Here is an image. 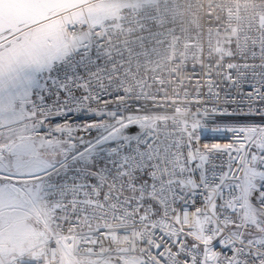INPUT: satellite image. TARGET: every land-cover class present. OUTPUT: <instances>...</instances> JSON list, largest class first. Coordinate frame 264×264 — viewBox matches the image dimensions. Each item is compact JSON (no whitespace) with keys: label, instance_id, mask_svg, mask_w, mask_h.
<instances>
[{"label":"snow or ice","instance_id":"snow-or-ice-1","mask_svg":"<svg viewBox=\"0 0 264 264\" xmlns=\"http://www.w3.org/2000/svg\"><path fill=\"white\" fill-rule=\"evenodd\" d=\"M192 0H0V264H264V15Z\"/></svg>","mask_w":264,"mask_h":264},{"label":"built area","instance_id":"built-area-1","mask_svg":"<svg viewBox=\"0 0 264 264\" xmlns=\"http://www.w3.org/2000/svg\"><path fill=\"white\" fill-rule=\"evenodd\" d=\"M193 4L202 7H194L200 15L211 11L214 16L223 17L231 11L238 14L245 24L255 23L256 18L264 15V0H192Z\"/></svg>","mask_w":264,"mask_h":264}]
</instances>
